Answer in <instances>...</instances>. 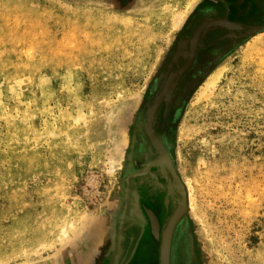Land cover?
Masks as SVG:
<instances>
[{
    "label": "rangeland",
    "instance_id": "obj_1",
    "mask_svg": "<svg viewBox=\"0 0 264 264\" xmlns=\"http://www.w3.org/2000/svg\"><path fill=\"white\" fill-rule=\"evenodd\" d=\"M203 2L231 41L161 143L186 199L169 264H264V0H0V264H159L181 191L145 112Z\"/></svg>",
    "mask_w": 264,
    "mask_h": 264
},
{
    "label": "flooded vegetation",
    "instance_id": "obj_2",
    "mask_svg": "<svg viewBox=\"0 0 264 264\" xmlns=\"http://www.w3.org/2000/svg\"><path fill=\"white\" fill-rule=\"evenodd\" d=\"M208 3L203 2L195 9L196 12L186 24L183 32L169 48L164 63L154 80L155 84L150 88L152 97L147 104L143 126L145 137L150 143L161 144L167 141V128L172 124L174 111L177 110L186 88L203 74L204 66H210L214 60H218L214 47L219 43L220 28L227 29V40L231 41V22L214 17L202 18L203 5ZM255 29L263 31L264 26H258ZM238 30L241 28L238 27ZM150 115L151 131L155 140H152L147 131ZM124 238L126 239L124 251L129 253L135 236L131 234ZM137 251L136 249L133 253L132 259ZM132 259L127 264H130Z\"/></svg>",
    "mask_w": 264,
    "mask_h": 264
},
{
    "label": "water",
    "instance_id": "obj_3",
    "mask_svg": "<svg viewBox=\"0 0 264 264\" xmlns=\"http://www.w3.org/2000/svg\"><path fill=\"white\" fill-rule=\"evenodd\" d=\"M253 31H255V30H253ZM153 145L157 149L158 153L160 154V158L162 159V162L165 164L167 170L170 172V174L172 175L173 179L175 180V182L177 183V185L179 186L180 191H181V201H180L177 209L175 210L174 214L170 218L165 230L162 233L161 245H160V249H159V264H169L170 245H171V238H172L173 229H174L175 224L179 220V218L183 215L184 211L186 210V199H185V192L183 190V186L180 183L177 175L175 174L165 150L163 149V147L161 146L160 143H153ZM180 206H182L181 212H179L178 217L173 221L174 223H172L171 227H169L170 221L173 219V217L175 216V214L178 211V209L180 208ZM168 227H169V229H168Z\"/></svg>",
    "mask_w": 264,
    "mask_h": 264
},
{
    "label": "bare ground",
    "instance_id": "obj_4",
    "mask_svg": "<svg viewBox=\"0 0 264 264\" xmlns=\"http://www.w3.org/2000/svg\"><path fill=\"white\" fill-rule=\"evenodd\" d=\"M219 74H220V72H217V75H215V77H213L212 81H209L210 83H208L206 87H208V88L212 87L215 84L214 82L218 79ZM203 94H204V92H203ZM148 119L149 120H148V125H147V131H148L149 136L152 138V140H155L154 135L152 134V131H151V115L148 117ZM154 143H158V142H154ZM181 208H182V206H180V208L176 212L175 216L170 221L169 227H171L172 223H174L173 221L178 217L179 212H181ZM169 227H168V229H169Z\"/></svg>",
    "mask_w": 264,
    "mask_h": 264
}]
</instances>
